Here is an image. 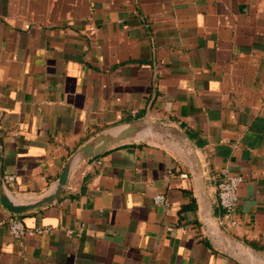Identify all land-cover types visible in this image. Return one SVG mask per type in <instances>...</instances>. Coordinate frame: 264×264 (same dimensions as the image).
<instances>
[{"label":"crops","instance_id":"1","mask_svg":"<svg viewBox=\"0 0 264 264\" xmlns=\"http://www.w3.org/2000/svg\"><path fill=\"white\" fill-rule=\"evenodd\" d=\"M0 264H264V0H0Z\"/></svg>","mask_w":264,"mask_h":264},{"label":"built area","instance_id":"2","mask_svg":"<svg viewBox=\"0 0 264 264\" xmlns=\"http://www.w3.org/2000/svg\"><path fill=\"white\" fill-rule=\"evenodd\" d=\"M5 181L7 184H12L14 177L6 176ZM243 183L244 177L229 171L222 172L217 195L220 206L228 215L234 214L239 207V189ZM154 201L156 205H165L167 203L164 194L156 195ZM6 223L11 236L17 241H22L27 236L40 235L46 232L42 228H27L17 216H10Z\"/></svg>","mask_w":264,"mask_h":264},{"label":"water","instance_id":"3","mask_svg":"<svg viewBox=\"0 0 264 264\" xmlns=\"http://www.w3.org/2000/svg\"><path fill=\"white\" fill-rule=\"evenodd\" d=\"M97 142L100 143L99 146H96L97 145L96 143H92V144H88L85 148H83L82 155L84 158H89L94 154L102 153L111 141L108 138L101 136L98 138ZM68 174H69V167L63 172V174L60 177L59 185H58L55 197L60 195L65 185L67 184ZM1 181L3 183L4 179H2ZM3 202H4V205L12 213H14L12 216L18 217V214L25 213L28 210V208L25 206H17L16 204L12 203L8 198H4Z\"/></svg>","mask_w":264,"mask_h":264}]
</instances>
